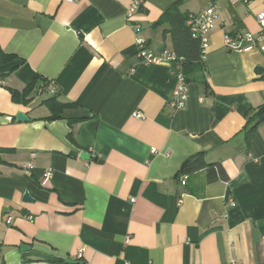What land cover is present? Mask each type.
I'll return each instance as SVG.
<instances>
[{
	"label": "crops",
	"instance_id": "crops-1",
	"mask_svg": "<svg viewBox=\"0 0 264 264\" xmlns=\"http://www.w3.org/2000/svg\"><path fill=\"white\" fill-rule=\"evenodd\" d=\"M183 1L218 14L206 82L177 108L171 65L136 46L173 52L154 23L175 0H145L132 19L134 0H0V53L13 56L0 61V264H264V122L248 124L264 54L225 42L260 30L264 0ZM51 97L74 104L65 118L48 119ZM198 154L210 167L183 173Z\"/></svg>",
	"mask_w": 264,
	"mask_h": 264
},
{
	"label": "trees",
	"instance_id": "trees-1",
	"mask_svg": "<svg viewBox=\"0 0 264 264\" xmlns=\"http://www.w3.org/2000/svg\"><path fill=\"white\" fill-rule=\"evenodd\" d=\"M184 1L175 0L163 13L161 18H159L154 25H167L171 36L172 50L173 52L183 58L182 67L186 78L189 83L191 81H205V65L203 63L204 58V44L201 38L195 37L191 26H189V18L191 17L190 12L182 9ZM234 35V34H232ZM13 59L12 55L0 53V61H10ZM49 86V82L45 81L43 87ZM33 86H28L24 92L18 93L14 91L13 98L17 100L18 96H21L24 102H27V96L30 95ZM49 108L51 115L48 117L49 120H56L65 118L64 111L69 107H73V103L62 102L57 99V97H51L44 102ZM79 119H70L69 123L73 125L78 122ZM264 122V106L259 107L255 113L252 115L248 124H251L249 132H252L260 123ZM210 167V165L205 161L202 154H198L192 157L187 163L182 167L183 173H193L204 168ZM218 177L215 172L213 176L210 177L211 180Z\"/></svg>",
	"mask_w": 264,
	"mask_h": 264
},
{
	"label": "built area",
	"instance_id": "built-area-1",
	"mask_svg": "<svg viewBox=\"0 0 264 264\" xmlns=\"http://www.w3.org/2000/svg\"><path fill=\"white\" fill-rule=\"evenodd\" d=\"M69 2H73L76 0H67ZM232 2H238L243 0H230ZM249 0H244V2H248ZM145 0H134L131 7L128 10V18L132 19L135 13L140 9L142 5H144ZM218 14V7L215 4H210L206 9L201 11L200 13L191 15L189 18V26H191V30L195 37L201 38L204 48L207 44V36L209 32L215 27L216 17ZM257 22L260 26V30L258 32H242L237 33L235 35L226 34L225 42L228 48L235 51H249L252 49H258L264 54V10L258 12L256 15ZM136 29H140V25H135ZM137 46V56L147 63H161L168 62L171 65L172 74L178 79L179 84L176 87L171 104L174 107H182L186 104L189 99V83L186 81L182 61L183 58L177 56L172 51H154L150 48L149 45L142 39L138 40ZM48 88L55 92V89L52 85H49ZM135 116L139 118H143L144 114L142 112H136ZM155 152V150H154ZM28 170L34 168V164L30 161L27 165ZM53 177V173L51 170L45 171L43 177L41 178V183L45 185L51 178ZM185 178L183 183H185ZM10 222V220H8Z\"/></svg>",
	"mask_w": 264,
	"mask_h": 264
},
{
	"label": "water",
	"instance_id": "water-1",
	"mask_svg": "<svg viewBox=\"0 0 264 264\" xmlns=\"http://www.w3.org/2000/svg\"><path fill=\"white\" fill-rule=\"evenodd\" d=\"M17 118H18V120H20V121H24V120H28V119H29L28 116H27L25 113H23V112H19V113L17 114ZM81 157H82V158H86V159H88V157H90V155H89V153H87L86 151H82V153H81ZM32 200H33V199L30 197L29 193L26 192V193L24 194V201H28V202H30V201H32ZM21 247H22V249H24V248H26V245L23 244Z\"/></svg>",
	"mask_w": 264,
	"mask_h": 264
},
{
	"label": "rangeland",
	"instance_id": "rangeland-1",
	"mask_svg": "<svg viewBox=\"0 0 264 264\" xmlns=\"http://www.w3.org/2000/svg\"><path fill=\"white\" fill-rule=\"evenodd\" d=\"M191 3L190 6L193 7V8H197V4H196V1L195 0H189Z\"/></svg>",
	"mask_w": 264,
	"mask_h": 264
}]
</instances>
